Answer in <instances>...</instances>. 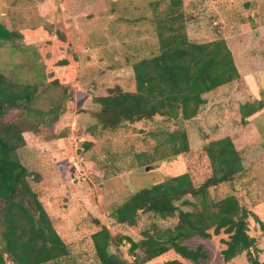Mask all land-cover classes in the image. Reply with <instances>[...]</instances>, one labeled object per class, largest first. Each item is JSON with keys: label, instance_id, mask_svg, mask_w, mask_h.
<instances>
[{"label": "rangeland", "instance_id": "rangeland-1", "mask_svg": "<svg viewBox=\"0 0 264 264\" xmlns=\"http://www.w3.org/2000/svg\"><path fill=\"white\" fill-rule=\"evenodd\" d=\"M153 1L0 0V23L22 35L0 46V73L15 81L36 82L45 108L58 98L65 108L52 128L24 131L25 146L18 155L10 156L18 157L25 168L37 173L31 184L70 249L69 259L62 264H100L91 235L102 225L112 237L137 239L151 222L164 226L176 222L142 213L134 230L120 227L111 217L114 207L134 191L185 171L179 157L149 165L144 162L143 154L153 153L151 133L172 130L173 125L156 119L99 137L89 131L95 123L91 113L98 109L94 98L109 94L115 87L133 91L132 63L158 51L155 27L149 22L153 16L149 4ZM182 7L190 17L189 38L195 42L224 39L241 82L254 97L264 99V0H183ZM49 77L57 78L58 84H52ZM204 97L207 103L201 114L186 123L189 144L198 147L205 139L226 136L235 141L247 171L242 179L245 186L234 192L231 185L221 184L209 192L214 200L235 193L241 203L250 205V235L256 238L255 255L264 262V237L256 221H264V110L249 125L242 126L239 107L248 96L235 84ZM20 117L21 111L12 108L4 120ZM88 142L92 146L85 150L83 144ZM182 209L188 210L184 206ZM225 238V234L210 239L196 237L187 245L204 246L210 260L203 264H249L246 253L228 263L222 261ZM129 246L124 240L116 252L133 261ZM173 260L192 264L174 251L139 264Z\"/></svg>", "mask_w": 264, "mask_h": 264}, {"label": "trees", "instance_id": "trees-1", "mask_svg": "<svg viewBox=\"0 0 264 264\" xmlns=\"http://www.w3.org/2000/svg\"><path fill=\"white\" fill-rule=\"evenodd\" d=\"M149 22L155 27L158 51L132 63L135 89L115 87L109 94L94 98L98 109L89 131L96 137L116 132L140 122L160 119L173 129L151 133L153 153L143 154L146 165L169 157H179L185 171L150 187L134 191L114 207L111 217L120 227L137 229L140 214L159 220L176 219L171 226L151 222L137 239L127 235L112 237L104 225L91 235L95 257L100 264H139L174 251L192 264L210 260L203 245L190 248L193 238L210 239L225 234L221 259L228 263L246 253L249 264H264L256 253V238L250 235L248 203L235 193L214 200L210 189L231 185L234 192L245 186L247 171L232 137L204 140L198 147L189 144L186 123L197 118L206 106L204 95L235 84L248 99L240 105V124L247 126L264 110V99H257L243 84L233 53L224 39L195 42L187 33L188 14L183 0H155ZM22 38L20 32L0 23V46ZM60 64H65L61 61ZM57 85V78H47ZM264 97V90L261 92ZM47 108L36 82H19L0 73V264H62L70 249L55 228L33 188L37 173L25 168L18 157L25 146L23 132L52 128L64 112L60 98ZM43 105L44 107L40 106ZM12 108L21 111L16 121H5ZM85 150L91 143L83 144ZM143 166V165H141ZM140 166V167H141ZM238 181V182H236ZM187 207L184 211L182 207ZM264 237V221L256 219ZM127 241L133 261L116 252ZM142 254V257L139 254ZM167 264H181L178 260Z\"/></svg>", "mask_w": 264, "mask_h": 264}, {"label": "water", "instance_id": "water-1", "mask_svg": "<svg viewBox=\"0 0 264 264\" xmlns=\"http://www.w3.org/2000/svg\"><path fill=\"white\" fill-rule=\"evenodd\" d=\"M146 170H149V167H146Z\"/></svg>", "mask_w": 264, "mask_h": 264}, {"label": "flooded vegetation", "instance_id": "flooded-vegetation-1", "mask_svg": "<svg viewBox=\"0 0 264 264\" xmlns=\"http://www.w3.org/2000/svg\"><path fill=\"white\" fill-rule=\"evenodd\" d=\"M4 25V24H3ZM5 26V25H4ZM6 27V26H5Z\"/></svg>", "mask_w": 264, "mask_h": 264}]
</instances>
